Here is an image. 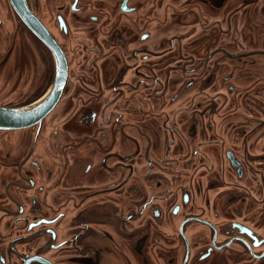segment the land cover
I'll list each match as a JSON object with an SVG mask.
<instances>
[{
    "label": "flooded vegetation",
    "instance_id": "obj_1",
    "mask_svg": "<svg viewBox=\"0 0 264 264\" xmlns=\"http://www.w3.org/2000/svg\"><path fill=\"white\" fill-rule=\"evenodd\" d=\"M26 4L68 75L0 129V264H264V0ZM54 53L0 0V106Z\"/></svg>",
    "mask_w": 264,
    "mask_h": 264
},
{
    "label": "water",
    "instance_id": "obj_2",
    "mask_svg": "<svg viewBox=\"0 0 264 264\" xmlns=\"http://www.w3.org/2000/svg\"><path fill=\"white\" fill-rule=\"evenodd\" d=\"M14 9L19 16L30 26V28L43 40H45L52 51H55V56L58 63L59 76L55 89L50 95L41 102L33 105L12 109L0 106V129L1 130H20L41 124L48 114L58 104L61 91L67 80L68 69L67 63L60 56L58 47L50 40L49 34L44 25L32 14L29 10L26 0H10ZM50 40V41H49ZM49 41V42H48Z\"/></svg>",
    "mask_w": 264,
    "mask_h": 264
}]
</instances>
